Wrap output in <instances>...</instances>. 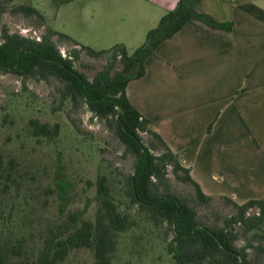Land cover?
Masks as SVG:
<instances>
[{
  "label": "trees",
  "instance_id": "trees-1",
  "mask_svg": "<svg viewBox=\"0 0 264 264\" xmlns=\"http://www.w3.org/2000/svg\"><path fill=\"white\" fill-rule=\"evenodd\" d=\"M15 1H0V23L10 12L36 18L39 29L47 26L46 15L36 7L13 6ZM72 1L59 0L56 9ZM202 2L179 0L177 8L166 13L159 25L147 33L144 44L133 52L123 44L95 50L53 28H46L41 37H27L3 27L0 75L17 77L24 85L29 80L55 83L59 107L54 111L85 107L94 118L114 131L115 138L125 148V155L133 158L134 165L133 173L126 178L128 208H122L110 178L103 174L96 182V196L88 200L83 210L77 211L69 210L73 185L60 166L55 177L59 213L56 222L45 232L34 258L22 253V248L17 245L0 247V264H63L75 250H92L94 264H113L119 238L137 226L133 218L136 216L164 229L167 252L174 264H264V200H251L241 205L227 196L213 198L206 195L191 171L151 129L149 121L127 95L128 85L145 76L146 62L157 48L187 24L201 23L212 30L233 32V23L218 22L202 10ZM60 43L73 45L66 57L61 53ZM83 54L93 59H107L105 67L92 79L76 69L75 63ZM31 126L32 136L39 143L54 141L60 136V124L52 126L32 120ZM142 135H147L149 141L145 142ZM0 169L3 171L0 177H6L5 189L20 183L21 174L14 158L7 167L1 161ZM170 173L178 181L195 188L194 200L174 193ZM215 199L224 200L236 209V213L224 219L223 224L210 225L200 218L194 204L208 205ZM94 202L97 214L95 221H91L86 215ZM241 240L245 241L244 246L238 245ZM22 257L23 260L19 259Z\"/></svg>",
  "mask_w": 264,
  "mask_h": 264
},
{
  "label": "rangeland",
  "instance_id": "rangeland-1",
  "mask_svg": "<svg viewBox=\"0 0 264 264\" xmlns=\"http://www.w3.org/2000/svg\"><path fill=\"white\" fill-rule=\"evenodd\" d=\"M57 1L16 0L13 6L32 5L46 15L47 26L39 29L36 18L8 12L0 23V38L4 26L11 33L27 37H41L46 28H53L63 34H72L85 45L100 50L113 47L105 45V4L113 5L112 0H74L63 5L59 11L56 9ZM59 46L61 53L66 55L73 48L71 44L60 43ZM106 64V58L93 59L83 54L75 66L92 79ZM55 88V83L29 80L24 85L17 77L0 75V162L3 161L4 167H7L14 158L21 174L20 183L6 189V177H0V247L20 246L22 253L29 258H34L45 232L57 220L59 200L55 193V177L60 166H63L67 179L73 185L69 210L84 209L88 200L96 196V182L103 174L110 178L114 195L122 208L130 206L125 191L126 178L133 173V158L125 155V148L115 138L114 131L105 122L94 118L85 107L77 110L67 107L55 112L54 109L59 107ZM174 95L182 101L181 93ZM193 95L188 93V98L182 102L193 101ZM32 120L52 126L60 124V136L54 141L42 140L39 143L32 136ZM170 128L179 129L176 132L184 130L182 139L185 138L189 145L186 158L191 175L203 183L208 196L231 198L232 177L246 179L254 176L255 173H249L245 164L250 163L244 154L246 149L241 148L240 142L235 139L246 132L247 125L236 126L233 139L223 142L222 146H215L217 142L213 138L204 142L201 125L197 122L176 123ZM207 128L212 132L214 122ZM142 138L145 142L149 141L147 135H142ZM258 158L252 161L257 162ZM2 172L0 169V175ZM169 178L174 193L194 200L196 192L193 186L178 181L172 173ZM194 205L200 218L210 225L223 224L224 219L236 213L233 206L220 199L208 205ZM96 214L97 204L94 202L86 218L95 221ZM133 218L137 226L120 236L113 264H174L167 252L164 229L148 224L141 216ZM238 245L244 246L245 241L241 240ZM251 252H254L253 249ZM94 263L92 250H75L63 264Z\"/></svg>",
  "mask_w": 264,
  "mask_h": 264
},
{
  "label": "crops",
  "instance_id": "crops-1",
  "mask_svg": "<svg viewBox=\"0 0 264 264\" xmlns=\"http://www.w3.org/2000/svg\"><path fill=\"white\" fill-rule=\"evenodd\" d=\"M112 2L105 4V45L123 44L133 52L162 17L177 8L179 0ZM202 10L220 23H233V32L187 24L157 48L146 62L145 76L128 85L127 95L189 170L184 130L176 132L179 129L172 130L171 125L197 122L202 140L213 138L215 146L232 140L236 126L247 125L246 132L235 139L246 149L249 173L255 174L246 179L232 177L230 197L241 205L264 200V0H203ZM175 93H181L182 101L188 93L194 94V100L179 101ZM212 122L211 132L207 126ZM255 157L257 162L252 161ZM192 177L209 195L203 183Z\"/></svg>",
  "mask_w": 264,
  "mask_h": 264
},
{
  "label": "built area",
  "instance_id": "built-area-1",
  "mask_svg": "<svg viewBox=\"0 0 264 264\" xmlns=\"http://www.w3.org/2000/svg\"><path fill=\"white\" fill-rule=\"evenodd\" d=\"M38 40H40V38H38ZM64 57H66V54H63Z\"/></svg>",
  "mask_w": 264,
  "mask_h": 264
}]
</instances>
